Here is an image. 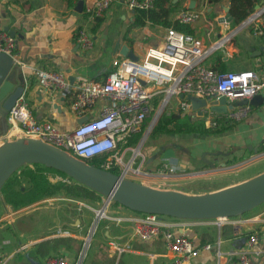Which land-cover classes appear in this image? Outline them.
<instances>
[{"label":"crops","instance_id":"crops-1","mask_svg":"<svg viewBox=\"0 0 264 264\" xmlns=\"http://www.w3.org/2000/svg\"><path fill=\"white\" fill-rule=\"evenodd\" d=\"M129 1L114 0L100 17L87 20L83 9L81 12L75 10L77 0H72V5H68L66 0H0V29L4 30V26H8L11 31H15L13 59L21 65L27 88L23 94L24 100L35 118L54 123L62 132H70L79 124L80 119L87 120L97 116L103 108L112 105L110 98L103 97L86 110L83 116L76 117L69 103L75 97L74 86L79 79L103 81L115 64L126 58L120 54L123 46L133 52L136 60L142 61L149 48L160 47L163 44L167 28L173 26L163 27L150 21H145L142 25L135 24V8L129 6ZM172 1L178 5L169 16L170 21L177 22L175 15L181 9L201 10L199 20L185 25L191 34L203 38L206 46L218 44L217 49L205 60L206 65L214 64L222 72L229 70L260 72L263 39L253 35L251 28L244 25L246 19L257 10L255 6L254 11L240 22H235L234 19L230 22H219L218 19L224 16L225 12L214 16L217 23L222 24L214 29L207 16L212 10L213 14L216 13L211 5L225 2L227 7L228 0L216 4H210L209 0H193V8H189L191 0ZM261 1L264 2L260 0L257 4ZM80 28L91 35L92 47L87 51L82 50L76 42ZM201 31H205V34L200 35ZM33 68L62 72L70 85V91L63 96L62 93L42 88L37 82ZM259 95L262 101L256 105L248 103L249 113L241 120H233L236 123L231 130L204 136L194 144V147L181 148L179 156L176 155L179 151L178 144L173 143L170 146L174 153L165 151L162 146L165 143L162 134L155 137V144L143 149L142 145L139 146L140 153L131 163L130 158L134 154V149L138 147L137 140L141 138V127L126 143H118L115 151L122 157L124 167L126 165L128 169L125 177L155 188L195 194L215 191L263 172L264 166L259 168L258 165L264 161V89ZM173 99L177 104V99L172 98L168 105L172 104ZM234 104L239 105L237 102ZM185 110L188 114L192 109L189 106ZM216 115L218 118L225 117L224 114ZM134 138L136 141L131 142ZM202 151L204 159L199 153ZM206 160L211 161L215 168H211ZM166 163L175 165L176 169L173 171L165 169ZM124 167H121L122 170ZM49 180L56 179L49 177ZM206 181H209L207 185ZM196 182L203 186H198L200 183L195 186ZM21 186L27 187L25 183ZM0 198V250L5 264H44L49 257L54 256H64L73 262L77 255L75 256L68 245L59 244L53 251L44 243L40 246L39 244L54 238H71L80 242L81 250L88 236L91 258L86 261L85 257L82 264H108L102 258L103 253H107L108 256L116 255L113 264H168L173 260L162 238L142 242L131 236L128 218L138 213L122 205L119 207L111 204L112 201L106 206L103 196L99 202L90 201L91 204H86L79 198L46 196L38 200L30 199L25 206L19 208H14L3 196L0 195ZM78 202H84L87 207L78 208ZM70 207L79 212L71 213L67 210ZM103 208L106 217L96 221L95 210ZM43 210L45 212L51 210L56 223L47 222L45 231L23 240L27 234L25 231L27 227L44 219ZM164 217V221L172 224L171 230L189 236L199 249L198 255L192 258L189 264H239L237 254L245 247L250 233H255L259 237L251 252V261L253 264H264V203L250 213L226 219ZM118 218L122 220L117 221ZM239 218L245 219L246 222L241 233L234 234L233 223ZM94 221L99 224L91 232ZM110 241L129 242L132 250L117 255L110 247ZM206 244L211 247L205 249L203 246Z\"/></svg>","mask_w":264,"mask_h":264},{"label":"built area","instance_id":"built-area-1","mask_svg":"<svg viewBox=\"0 0 264 264\" xmlns=\"http://www.w3.org/2000/svg\"><path fill=\"white\" fill-rule=\"evenodd\" d=\"M113 1L84 0L83 11L86 13L87 20L100 17ZM153 1L130 0L129 6L135 9H147L152 7ZM201 15V10L185 8L176 13L175 20L190 24L199 20ZM244 25L251 28L253 35L263 39L260 72L251 70L218 72L205 64V60L217 49L218 44L206 46L203 38L169 27L163 44L160 47L149 48L142 61L123 58L115 64L103 81L79 79L74 86L75 97L70 101L69 107L76 117H80L86 110L93 107L98 99L110 98L112 105L103 108L97 116L77 124L70 132H62L54 123L35 118L24 96L21 95L8 111L9 127L7 132L0 136L1 143L17 137H31L64 149L84 161L104 157L101 168L106 170L124 166L122 157L115 153L118 143H126L141 128L143 122L155 110L153 101L156 97L162 99V108L168 106L170 100L175 98L177 107L185 110L190 106L188 96L205 99L207 103L224 97L228 103H235L250 99L264 89V2L246 19ZM76 42L84 51L92 47L91 35L85 29L78 30ZM14 49V37L0 29V53L13 58ZM33 71L42 88L62 93L63 96L70 91V85L62 72L41 68H33ZM249 111L250 105L235 104V107L228 109L224 116L238 121L245 118ZM191 112L193 116H198L195 110ZM201 117L206 127L216 124L218 118L208 104L202 108ZM140 145L141 140L130 158L131 163L140 153ZM164 168L173 171L176 166L166 163ZM127 171L125 165L120 172L125 176ZM137 171L140 172L139 169ZM110 202L106 203V206ZM77 204L78 208L87 207L84 202ZM95 217L96 221L106 217L105 208L95 210ZM128 220L133 238L142 242L160 238L164 240L167 250L173 257L168 264H189V261L199 253L192 239L186 234H178L171 230L172 224L164 221L163 216L138 213L130 216ZM245 222V219L239 218L233 223L234 234L241 233ZM89 237L85 238L73 262L68 261L64 256H54L49 257L44 264H82L90 245ZM258 240L257 234L248 235L245 247L237 254L239 264H253L250 255ZM109 245L117 255L132 250L129 242L110 241ZM203 247L209 249L211 246L206 244ZM5 263L0 250V264Z\"/></svg>","mask_w":264,"mask_h":264},{"label":"water","instance_id":"water-1","mask_svg":"<svg viewBox=\"0 0 264 264\" xmlns=\"http://www.w3.org/2000/svg\"><path fill=\"white\" fill-rule=\"evenodd\" d=\"M262 2L255 5V9H258ZM83 5L84 0H77L75 10L81 12ZM193 7L194 1L191 0L189 8ZM232 19L228 5L225 7V15L218 21L230 22ZM4 30L11 36L15 34V31H11L8 26H4ZM120 54L132 60L137 59L126 46L121 48ZM25 88L21 65L11 56L0 53V135L7 132L8 111L16 100L26 93L27 88ZM181 97H184L183 94ZM187 98L191 109L195 110L199 116L202 115V108L207 104L210 110L217 114H225L228 109L235 107L234 103H228L224 97L209 103L201 98L191 96ZM261 101V95L257 94L237 103L256 105ZM85 120L80 119L78 123ZM203 155L202 159H204ZM31 163H41L62 171L77 182L103 195L105 205L115 201L139 213H152L179 219H225L242 216L264 203V171L215 191L190 194L138 183L126 178L121 172L117 174L111 170L90 165L64 149L31 137H17L0 143V188L20 166ZM206 163L211 168H215L211 161L206 160Z\"/></svg>","mask_w":264,"mask_h":264},{"label":"trees","instance_id":"trees-1","mask_svg":"<svg viewBox=\"0 0 264 264\" xmlns=\"http://www.w3.org/2000/svg\"><path fill=\"white\" fill-rule=\"evenodd\" d=\"M66 1L68 5H72L73 3L72 0ZM221 1L222 0H209L210 4H216ZM259 1L260 0H228L229 12L232 15L234 21L240 22L246 19L254 11V6ZM177 5L178 3L173 2L172 0H154L153 5L150 8L135 9L134 23L137 25H142L145 23V21H150L153 24H159L163 27L173 26L177 31L190 33L191 31L189 30L187 25L170 21L169 19V16L176 10ZM210 66L214 70L222 72V70H220L219 67H215L214 64H210ZM155 103L156 102H154V104ZM197 117L198 124L192 125L187 121H182L180 114L164 115L157 121L156 125L153 128L152 135L154 137H158L164 133H184L204 137L229 131L234 127V124L236 123L232 119L220 117L217 118L215 126L205 127L202 117L199 115ZM146 123L147 119L143 122L141 127ZM135 140L136 139L134 138L131 140V142H134ZM103 158L95 157L88 160L87 162L90 165L101 167V161H103ZM111 171L117 174L120 173L117 167H114L113 169H111ZM50 172L60 176L59 179L50 181ZM22 183H25L27 187H22ZM0 194L1 196H3L5 201L11 204L14 208L25 206L28 203L27 201H29L30 199L35 198V200H38L46 196L60 195L64 197L87 199L93 202H99L103 196L100 193L90 189L89 187L77 182L62 171L47 167L41 163H31L20 166L5 181L3 186L0 188ZM111 204L121 205L115 201H112ZM254 209L250 210L247 213H250ZM43 243L53 251L56 250L59 244H66L71 249V251L74 252L75 256H78V253L80 251V242H76L71 238H54L50 241L48 240L47 242H41L39 246ZM101 250L105 251L103 248H101ZM103 254L104 255L102 258L106 260L108 264H113L117 258L116 255L108 256L107 253ZM93 256L94 254L92 255V257Z\"/></svg>","mask_w":264,"mask_h":264},{"label":"rangeland","instance_id":"rangeland-1","mask_svg":"<svg viewBox=\"0 0 264 264\" xmlns=\"http://www.w3.org/2000/svg\"><path fill=\"white\" fill-rule=\"evenodd\" d=\"M211 7L214 8L216 13L213 14V10H212L211 12L208 13L207 16L209 18V21L213 24V27L215 29V28L218 27V25H222V24L217 23V20L214 19V16L224 13L225 10H223V7H226V4H225V2H223L221 4L219 3L217 5H211ZM203 10L205 11V9H203ZM231 27H232V25H231ZM204 34H205V31H201L200 35H204ZM207 44H209V43L207 42ZM154 102H156V103L154 104ZM161 102H162V99H160V98L154 99L153 105L155 107V110L152 112L151 115L148 116L147 123L144 126H142V128H141V134H140L141 138L139 137V139L137 141L141 140V145L143 146L142 149L143 148H147V147L155 144V137L156 136L154 137L152 135V131H153V128L156 125L157 121L164 115L180 114L182 121H187V122H189V124H192V125H197L198 124L197 115L193 116V113L191 111H190L191 113L186 114L187 110L184 111V110L179 109L177 107V104L174 101V99L172 101V104L166 106L165 108L161 107ZM162 136H164V140H165L164 141L165 143H163L162 146H164L165 151H168V153H171V152L174 153L171 150V147H170V146L173 145V143L174 144H178V147H179L178 150L179 151H177V153H176L177 156H179L181 154V151H182L181 148H183V147H194V144L196 142L198 143L201 138L203 139V137H201V136L189 135V134H184V133H179V134H174V133L167 134V133H164V135H162ZM199 153H200V156H202V154L204 152L202 151V152H199ZM126 159H127V157H126ZM101 163H102V161H101ZM262 166H264V161L261 162V164L258 165L259 168H261ZM118 167L120 168V170H119ZM118 167H117L118 170L122 171V168L124 166L121 165V166H118ZM130 174H128V175H130ZM125 175H127V173ZM49 176L54 178V179H59V177H60L57 174L52 173V172H50ZM208 182L209 181L205 182L206 185H207ZM199 183L200 182H196L194 185L197 186ZM198 186H203V185L200 183ZM79 199L84 200V202L86 204H91V202L89 200H87V199H82V198H79ZM0 201H1V198H0ZM119 207H122V206L119 205ZM67 210L70 211L71 213H76L77 212V210H74L71 207L67 208ZM27 217H29V216H27ZM164 218H168V217H164ZM47 222L49 224L56 223L55 216H54V214L52 213L51 210H47L45 212L44 219L42 221H39V222L35 223V225H30V226L27 227V229L25 230L27 234L23 238V240H25V238H27L29 236H33V234H36V233L41 232V231H45L46 230V226H47L46 225ZM98 224H99V222H96V221L93 222V225L91 226L92 227L91 228V232L95 229V227L97 228ZM95 233H96V231H95ZM85 257H86V259H85L86 261H88L91 258V249H90V247H88V249L86 250Z\"/></svg>","mask_w":264,"mask_h":264}]
</instances>
